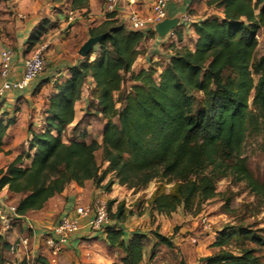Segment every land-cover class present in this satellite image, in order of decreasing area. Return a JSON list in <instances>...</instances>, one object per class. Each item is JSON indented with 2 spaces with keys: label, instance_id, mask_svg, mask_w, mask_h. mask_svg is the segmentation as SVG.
<instances>
[{
  "label": "trees",
  "instance_id": "16d2710c",
  "mask_svg": "<svg viewBox=\"0 0 264 264\" xmlns=\"http://www.w3.org/2000/svg\"><path fill=\"white\" fill-rule=\"evenodd\" d=\"M104 4L105 0L102 11ZM206 4L220 9L222 16L209 15L186 26L196 36L192 48L172 45L160 72L152 62L138 73L131 70L144 54V41L156 36L152 29H129L114 11L87 31V38L107 35L96 45V53L92 50L69 67L65 79L53 82V92L41 110L44 130L31 131L28 149L0 167V191L6 188L16 197L17 215L43 210L70 182L79 187L89 182L107 192L116 183L134 192L155 179L164 180L172 183L170 191L158 187L148 204L151 213L166 217L179 209L196 215L203 203L218 195L216 183L222 178L244 183L251 194L264 200V184L242 154L247 137L264 140V52L256 56V36L264 30V0H208ZM71 7L86 9L88 0H71ZM186 27L177 25L173 30L177 39ZM41 35L30 38L28 51L38 48ZM126 75L133 84L116 97ZM87 80L91 83L87 109L100 120L92 123L84 114L73 129L80 121L84 126L96 123L100 139L89 138L86 131L65 139ZM13 124L12 118L0 119V154ZM113 204L114 200L107 203L108 213ZM125 215L124 203L118 202L111 218L122 222ZM109 224L101 231L105 243L121 253L119 263L110 264H145L147 254L148 262L154 260L158 245L171 247L170 238L158 231L152 232L156 240L148 248L144 233L127 235ZM247 239L254 240L249 229L224 227L213 243L217 252L202 257L200 264H262L251 248L240 245L238 253L227 249ZM0 246L2 251L10 248L8 240ZM0 264H6L1 255ZM31 264H48V259L37 256Z\"/></svg>",
  "mask_w": 264,
  "mask_h": 264
},
{
  "label": "crops",
  "instance_id": "0c3cea01",
  "mask_svg": "<svg viewBox=\"0 0 264 264\" xmlns=\"http://www.w3.org/2000/svg\"><path fill=\"white\" fill-rule=\"evenodd\" d=\"M207 1L186 0L184 3L178 5L170 4L167 8L166 18L179 19L181 15L187 14L190 23H192L213 14L221 17L220 9H217L214 5L208 6L206 4ZM103 2L104 0H88V7L81 10H72L71 0H61L58 2H54L53 0H9L0 2V11L3 14V19H1L2 26L5 27V29L0 27V51L4 48H9L14 51L11 78L17 79L21 76L23 70L22 59L30 56L35 51H28V45L30 38L37 33L42 34V43L37 47L44 44L48 45L44 49L43 54L46 58L47 65L50 64L49 66L52 68L46 69L24 91L8 93L2 99L0 119L12 118L14 124L9 128V141L5 152L0 154V163L2 162L0 167L5 166L15 156L27 150L25 149L27 145L25 141L31 135V131H42L41 128L44 125L41 112L43 103L46 97L53 92V82L58 79H65L69 74V67L76 65L83 58L79 57L77 53L78 48L76 47V42L82 37H84L85 42L87 40V31L99 26L105 21V15L102 11ZM151 4L152 2L145 4L139 10L137 0H119L116 8V18L129 28L127 23L129 14L134 11L148 14ZM21 11L24 12V15H28V19L20 20L15 17L14 14L16 12L22 13ZM181 31L182 37L180 40L176 38L173 30L162 38L154 36L145 40L142 45L144 54L136 59L131 70L136 72L135 67L137 65L139 66L138 70L147 69L150 62L154 63L159 70V67L164 63H158L156 61L158 59L157 56L160 57L161 53L164 52L168 57L169 55L166 51L171 53L172 45L175 48L188 47L191 49L196 38L192 27L182 28ZM93 51L96 53V46L93 48ZM84 85H86L88 92L91 87L90 80H87ZM82 100L83 96H81V99L75 105L76 119L72 125L77 122L79 117L83 116H80L79 111ZM92 127L86 126L84 130L88 133ZM88 134L90 136V133ZM88 184L89 182L83 187H79L74 182H70L61 195L49 201L43 210L33 212L28 216H23L19 224L20 227L14 228L13 233L19 229L20 236H26L30 234L28 227L34 229L36 238L33 253H35L42 234L52 228L59 217L68 215L70 218H75V209L77 207L86 206L91 203L94 187H89ZM116 186L119 187L118 184L114 183L110 197L115 194L114 188ZM15 199L16 197L9 193L6 188L0 191V203L12 205ZM118 202L116 200V203ZM80 225L81 229L74 235L69 248L76 247L79 243V238H91L93 240L96 239L94 241H103L109 253L118 252L121 258L119 250L112 249L105 243V234L98 231L90 232L84 220L80 221ZM118 227L122 228L125 232L124 224L119 223ZM126 234L130 235V233ZM11 237L13 239L8 240L9 244L17 238H14V235ZM17 257L21 256L17 255ZM120 258L117 260V263H119ZM155 259L157 258L155 257ZM50 260H48V264L59 261L57 257L51 258ZM154 260L148 263V259H145V264H167L160 260L154 263Z\"/></svg>",
  "mask_w": 264,
  "mask_h": 264
},
{
  "label": "rangeland",
  "instance_id": "374dc122",
  "mask_svg": "<svg viewBox=\"0 0 264 264\" xmlns=\"http://www.w3.org/2000/svg\"><path fill=\"white\" fill-rule=\"evenodd\" d=\"M151 2L152 0H137L138 9L141 10L143 5ZM1 13L2 11H0V27L5 29V27L2 26L1 19H3V14ZM23 13L24 12H16L14 15L20 20L28 19V15H24ZM83 43L84 37L76 42V47L79 49ZM170 51L172 53L173 50L171 49ZM166 52L168 55L170 54V52ZM263 52L264 30L258 34L256 56H260ZM157 57L158 59L156 61H158V63H165V59L167 60V55H165L164 52L161 53L160 57ZM49 65L46 63L44 72L46 69H52ZM138 68L139 66L137 65L135 67L136 73L140 71ZM157 71L160 72L161 67H159V70L157 69ZM153 79L156 81L157 75H154ZM254 79L256 80V77H254ZM132 84L133 82L129 79V76L126 75L120 92L116 94V97L128 92ZM83 88V100L81 101V108L79 107L80 116L86 114L89 121H92V123L94 121H99V116L95 115L91 108L87 109L88 101L86 102V100H88L89 93L87 92L86 85H83ZM200 97V93L195 94L196 99H199ZM74 125L67 128L64 133L65 139L74 136L78 132L80 133V131H85L84 129L86 126H84L83 122L80 121V124L76 126V131L73 129ZM97 127L99 126L95 123L92 129L89 128V138L99 140V131L97 130ZM41 129L44 130V125H42ZM29 139L30 136L27 140ZM25 149H28V145L25 146ZM242 154L247 159L250 171L260 182L264 184V140L262 136L247 137L243 144ZM97 161L100 163L98 154ZM0 165H2V162ZM103 166L104 164H102V168ZM110 177L111 175H109L107 179ZM107 179L102 183L103 185ZM88 185L89 187H94L91 183ZM158 187H161V190L164 192H169L172 187V183H167L161 179H155L144 189L134 192L124 186H116L114 188L115 196L113 195L112 197H110V195H112L110 194L112 188L109 192H107L103 187H94L91 204H94L96 201H102L107 207V203L115 197L111 211L108 213L111 224H109V226H119V223H121L124 224L125 233H144L148 237V241L146 243L148 248H150L152 243L156 240L152 235V232L154 231H158L161 235L170 238V248L160 244L154 250L155 257L157 258L154 260V263H157L160 260L166 262L167 264H200V259L202 257L217 252L218 248L214 247L213 243L218 233L224 227L241 226L249 229L253 233L254 240L251 241L247 239L244 240L243 244L239 243L238 245H228L227 249L233 251L234 253H238L240 245L251 248L254 250L255 255L259 257L261 263L264 264V200L251 194L244 183L235 182L231 178H222L216 183L218 195L215 198L203 203L196 215L183 213L179 209L170 217L160 216L156 213L150 212L147 198ZM116 200L124 203L126 215L122 222L114 221L111 218V215H113L116 210ZM14 202L15 201L13 200L12 203ZM19 224L17 226H13L9 232L2 231V227H0V245H3V243L9 239H13L11 237L12 235H14V238L20 236L18 232L19 229L13 233L14 228L20 227ZM90 232L93 231L90 230ZM27 235H30V240L33 239L31 232ZM42 240L43 238H41L38 242V248L34 253V257H47L49 261H51V258H58V262H50L49 264H109L112 263L111 261L117 262L120 258V254L118 252L109 253V250L105 247L103 241H94L96 239L93 240L91 238H79V243L76 247H68L59 255L49 257V255L45 253L44 247L41 244ZM0 255L6 264H19L22 260V257H17L16 254L11 253L9 248L8 250H0ZM148 255L149 254H147L146 259H148ZM34 257L31 258L29 264L32 263Z\"/></svg>",
  "mask_w": 264,
  "mask_h": 264
},
{
  "label": "built area",
  "instance_id": "2783aa9c",
  "mask_svg": "<svg viewBox=\"0 0 264 264\" xmlns=\"http://www.w3.org/2000/svg\"><path fill=\"white\" fill-rule=\"evenodd\" d=\"M186 0H153L149 8L148 14H142L134 11L129 14L127 23L129 29L132 30H147L152 29L155 24L166 19L167 8L170 4H182ZM119 0H105L103 13H111L116 11ZM190 24L187 14L180 16L178 25L184 27ZM258 39V35L256 36ZM47 44L41 45L30 56L22 59V74L17 79L11 78L12 59L14 51L9 48H4L0 51V115L1 102L6 94L11 92H22L29 87L39 75L45 70V57L43 51L47 48ZM75 218H70L68 215H62L56 223L46 233L42 234V246L45 253L50 256H57L67 249L74 235L81 229L80 221L84 220L86 227L94 232L102 231V229L110 223L107 207L104 202L96 201L94 204L77 207L75 209ZM22 220V217L17 215L13 205L0 203V227L2 231L8 232L13 226H17ZM33 239L30 240V235L19 236L10 244V252L20 255L22 260L28 264L31 258L34 257V243L36 234L34 229L28 227Z\"/></svg>",
  "mask_w": 264,
  "mask_h": 264
},
{
  "label": "water",
  "instance_id": "95a60500",
  "mask_svg": "<svg viewBox=\"0 0 264 264\" xmlns=\"http://www.w3.org/2000/svg\"><path fill=\"white\" fill-rule=\"evenodd\" d=\"M178 21V18H166L155 24L153 27V31L155 32L156 36L162 38L177 27ZM106 35L107 33H103L94 37L87 38V40L78 49V55L80 57H85L86 55H88L99 43V41Z\"/></svg>",
  "mask_w": 264,
  "mask_h": 264
}]
</instances>
